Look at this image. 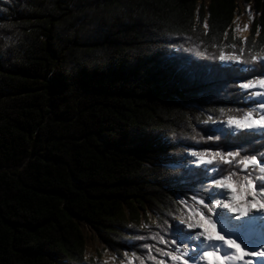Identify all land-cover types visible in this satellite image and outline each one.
<instances>
[{"label": "trees", "instance_id": "16d2710c", "mask_svg": "<svg viewBox=\"0 0 264 264\" xmlns=\"http://www.w3.org/2000/svg\"><path fill=\"white\" fill-rule=\"evenodd\" d=\"M252 1L257 16L240 44L244 61L264 50V0ZM195 5L5 4L11 40L0 44V264L79 263L78 218L116 236L137 222L141 203L168 209V193L142 182L149 169L140 160L172 145L164 136L189 117L183 104L213 106L214 117L221 107L247 108L236 80L258 72L217 61L224 44L237 42L229 31L236 0H209L202 30ZM196 30L203 58L179 49ZM255 138L241 132L230 144L250 140L258 153Z\"/></svg>", "mask_w": 264, "mask_h": 264}, {"label": "rangeland", "instance_id": "374dc122", "mask_svg": "<svg viewBox=\"0 0 264 264\" xmlns=\"http://www.w3.org/2000/svg\"><path fill=\"white\" fill-rule=\"evenodd\" d=\"M9 1L10 0H0V44L4 48L11 40V36H9L10 33L3 29L4 23H2V21H4L2 15L6 14L5 4ZM208 1L209 0H196L195 21L200 30L206 28V14L204 8L207 6ZM236 6L233 21L230 22L229 31L231 32L232 38L237 40V42H231L230 44L226 43L221 50L223 51L226 47L231 48L233 49V51H231L232 55L239 56L241 60L244 61L243 58L245 59V55L242 49L243 47L240 44H243L242 41L244 42L245 38L249 36L251 23L256 18L257 12L254 10L255 7L252 0H236ZM202 8L203 16L202 19H200L199 10ZM245 24L248 25L247 29L244 28ZM199 35V30H196L190 36L184 35L180 41L179 49L186 51L193 58L205 57L206 53L200 46V41L198 40ZM179 49L174 50L175 52H179ZM221 50L218 51L217 61L219 60ZM235 50H237V52H235ZM241 52H243V55ZM227 53L224 52V54ZM233 66L240 68L239 66L241 65ZM247 71L249 70L245 72ZM251 76H249V78H251ZM240 81L241 80L238 82ZM237 85L238 83H236V86ZM238 90L243 92H240L242 94L241 101L244 100V104L247 108H243V103L242 106H236L234 110L221 107L216 117H214L213 112H211L213 106L209 108L203 103H199L198 105L194 100L189 102V106L183 104L185 108L190 109L187 113L189 117L178 122L176 130L179 131L171 132L167 134V136H164V134L161 135L168 139L172 145L168 144L166 147H162L160 154L155 158L140 160V162L144 164L143 166L149 169V173L144 175L142 182H144V185H151L154 189L160 190L163 193H168V195H166L167 198L169 197V199H167V202H169L168 209L160 211L158 208L150 207L149 204L141 203L136 207L138 214L137 222H129L126 224L125 228L120 227L118 235L116 236H111L100 228L93 226L85 219L78 218V226L84 239V251L81 262L73 264H121V261L127 264L128 259H133L134 264H141V261H143V264H157L159 259H164L165 257H161L160 254L155 251L156 248H162L165 251H175L176 249V244L172 243L175 237L170 234L172 221L179 222L182 218H189L193 210L205 216L206 219L211 220L212 224L219 220L218 217L222 212L218 202L219 197L221 200H227L226 197H228V195L222 192L221 195H216L214 193L211 199L205 197L203 193L209 192L211 188L215 186H211L210 181L203 179V176L208 175L215 179H219L220 177L213 176L209 165L197 164L196 161L199 157L192 155V153H205L204 159L213 160L212 170L221 172L222 174H229L228 172H231L236 167L230 166L227 168L225 166L219 171L220 164H224V162L219 157L212 158L210 155L211 152L237 151V156L228 158V162L233 161L234 158L237 157L243 158L245 155L252 152L251 149L253 147L250 140L238 143V146H240L238 150L233 147L236 144L226 145V147H232L229 149L226 147H206L209 144H219V140L223 139L219 131H217V126L214 125L217 121L226 120L228 116L231 115H243L249 110H252L254 114H258L253 100H248V96H250L251 93H245L244 90L239 88ZM255 101L259 103L257 99H255ZM243 132H249L247 134H250L253 130H244ZM240 133L241 132H238L234 136H238ZM209 137H212V139H209ZM258 138H260V140H258ZM258 138L256 137L255 140L264 141V137L258 136ZM253 155H264V145L258 153L255 152ZM205 167L209 168L210 171L204 172L203 169ZM239 173L241 172L236 171L231 173L230 176L233 179H239L242 177V174ZM257 173L258 168L249 171V175L254 180H257L260 176L259 174L257 175ZM216 192L220 193L221 191L216 188ZM180 193H183V195H180ZM201 201H203V203H201ZM205 204L209 206L215 205V207L209 212ZM192 219L197 218L192 217ZM166 221L167 223H165ZM185 228L186 225L184 226V229ZM211 230L213 231V229ZM162 236L168 241L167 244L160 243L159 238ZM155 240H158V242ZM121 241H127L129 244L135 242V247H124ZM153 242L155 244H151ZM183 244L189 246L187 245V240H185ZM144 245H148V247L145 248ZM149 252L155 257V260L150 259Z\"/></svg>", "mask_w": 264, "mask_h": 264}, {"label": "snow or ice", "instance_id": "6c2138e0", "mask_svg": "<svg viewBox=\"0 0 264 264\" xmlns=\"http://www.w3.org/2000/svg\"><path fill=\"white\" fill-rule=\"evenodd\" d=\"M244 28L247 29L248 25L245 24ZM243 43V41H242ZM220 61H228L241 66L246 67L247 70L252 73H259L252 75L251 78L243 79L238 82V88L245 91V93H251L248 96V100H253V104L256 108L260 110L261 114H254L252 110L246 111L241 116H228L225 122L217 124V131H219L220 136L224 138L223 144H209L208 148H221L226 147L234 139V134L244 130H254L260 136H264V102L256 103L253 98H260L264 100V56L259 54L251 55L250 61H242L239 56L236 55H225L222 51L219 56ZM258 65V66H257ZM259 88L261 91H252L253 89ZM212 139V137H209ZM200 146V145H196ZM237 150L240 146H233ZM232 148V147H228ZM256 148H252L251 151H255ZM194 156H198L196 163L202 165H211L213 163L212 159H204L205 153H192ZM212 158L219 157L224 163H228V158L236 157L237 151L221 152L214 151L210 153ZM238 163L242 165V170L248 169L250 166L253 169H257L261 174L257 180H254L250 175H244L239 179H233L230 175H222L221 172L211 170L213 176H219V179H215L212 176L205 175L203 179L210 181L211 190L207 193H203L206 198L211 199L213 194L221 195L222 192L217 193L216 188L220 190H227L228 199L224 201L222 208L227 209L228 212L237 215V227H240L239 217H246L249 213L259 214L264 213V156L258 158L256 155H245L242 159L238 160ZM204 172L210 171L209 168L205 167ZM235 185V191L232 190V186ZM255 185V187H253ZM183 195V193H180ZM237 195H242L243 199L237 201L235 197ZM203 203V201H201ZM208 211L211 212L215 205L209 206L205 204ZM196 217L197 219H192ZM167 223V221L165 222ZM191 230L199 227V231L195 232L193 235L191 232H185L184 226ZM215 225L212 224L211 220L206 219L205 216L201 215L197 211H192L189 218L181 219L179 222L172 221L170 227V234L175 237L172 241L173 244H183L185 240L187 243L192 245L190 249H186L184 252L179 250L165 251L162 248H156L155 251L160 254L161 257H167L171 261V264H189L190 261H197L199 256L201 260L205 261L206 264H227V262H235V264H240L242 257L247 255L241 248V244L237 243V240L231 237L225 239L222 235H215L211 229H214ZM220 241L226 246L228 254L224 256H219L220 246L217 243ZM161 244H167L168 241L164 237H160ZM213 245L214 250H203L201 254V245L207 247L209 244ZM124 247H135V242L129 244L127 241H121ZM145 248L148 245H144ZM139 250V249H138ZM187 255V259L184 257ZM250 255L257 260V264L261 259H264V251L252 252ZM150 259L155 260V257L149 252ZM210 257H216V259H210ZM121 264H125L121 261ZM127 264H134L133 259H128ZM143 264V261H141ZM157 264H166V260L161 258L158 260Z\"/></svg>", "mask_w": 264, "mask_h": 264}, {"label": "bare ground", "instance_id": "6f19581e", "mask_svg": "<svg viewBox=\"0 0 264 264\" xmlns=\"http://www.w3.org/2000/svg\"><path fill=\"white\" fill-rule=\"evenodd\" d=\"M229 54H232V53L228 52L225 55L227 56ZM255 54H259L261 56H264V50L262 52H258ZM218 63H220L221 66H230V65L231 66H233V65L238 66L239 65V64L232 63V62H228V61H220V59L218 60ZM239 67H240L239 69H241V70H244V71L247 70L246 67H244V66H239ZM238 81L239 80H236V83H238ZM252 91H261V89L256 88V89H253ZM255 99H257L259 101V103L264 102V100H261L260 98H255ZM256 111L258 112V114H261L259 109H257ZM226 120L217 121L214 125L217 126L218 123L225 122ZM241 132H243V131H241ZM237 133H235V134H237ZM243 133H249V132H243ZM250 133H254L255 135H257L256 136L257 138H258V136H260L254 130H253V132H250ZM262 137H264V136H262ZM258 140H260V138H258ZM262 156H264V155H261V156L258 155L257 156L258 162L260 161V157H262ZM258 174L261 175L259 173V171H258L257 175ZM253 187H255V186L253 185ZM232 190L235 191V185L232 186ZM220 191L225 193L226 195H228L227 190H220ZM226 198L228 199V197H226ZM243 198H245V197H243L242 195H237L235 197V199L237 201H239L240 199H243ZM224 201H225V199L221 200L219 197L218 202H219L221 207H222ZM221 207H220V209H222V212L218 217L219 220L215 221L213 223L215 225V227L213 229V231H214L213 233L215 235H222L225 237V239L231 237L232 239L237 240V243L241 244L242 250L247 255L242 257L240 264H257L256 258L252 257L250 255V253L264 251V213H259V214L249 213L248 216H246V217H239L238 219H239L241 226L237 227V215L234 213H230V212H228L227 209H223ZM199 230H200L199 227H197L195 229H191V230H189L187 228L184 229L185 232H191L193 235H195V232L199 231ZM234 231L240 232L241 234H243L246 237H250L251 240L247 244L246 243L247 241L244 240V238H246V237H244V236L239 237L238 235L234 234ZM217 243L220 246L219 256L227 255L228 250H227L226 246H224L223 243L220 241H217ZM187 245H189V246H185V244H176L175 251L179 250L181 252H184L186 249H190L192 247V245H190V244H187ZM203 250H214L213 245L210 243L206 247L202 244L201 245V254H202ZM165 258L164 259L166 260V264H171V261L168 260L167 257H165ZM184 258L187 259V255ZM210 259H216V257H210ZM197 261H199V264H206V262L201 260L199 256L197 257ZM189 264H197V262L196 261H190ZM222 264H224V262H222ZM227 264H235V262H227ZM259 264H264V259H261L259 261Z\"/></svg>", "mask_w": 264, "mask_h": 264}, {"label": "built area", "instance_id": "2783aa9c", "mask_svg": "<svg viewBox=\"0 0 264 264\" xmlns=\"http://www.w3.org/2000/svg\"><path fill=\"white\" fill-rule=\"evenodd\" d=\"M253 142L254 143H256V144H258V147L259 146H261V145H264V141H257V140H253ZM236 146V145H235ZM257 147V148H258ZM226 148H228V146L226 147ZM229 149V148H228ZM203 152V151H202ZM253 154H255V151H252L250 154H247V155H253ZM239 159H242V157H237V158H234V160L233 161H229L228 163H224V164H220V168H219V171L221 170V168H223V167H230V166H233V167H236L235 169H233L231 172H228L229 174H222V175H231V173H233V172H236V171H240L241 173H239V174H242V176H244V175H249V171H251L253 168L250 166L248 169H246V170H242V165H240L239 163H238V160ZM210 166V169L212 170V168H213V164H211V165H209ZM212 172V171H211ZM213 173V172H212ZM234 234H236V235H238L239 237H242V236H244L243 234H241L240 232H237V231H234ZM244 237H246V236H244ZM160 239V238H159ZM244 240L245 241H247L246 243L248 244V242L251 240V238L250 237H246V238H244ZM156 242H158V240H155ZM151 244H155L154 242L153 243H151Z\"/></svg>", "mask_w": 264, "mask_h": 264}]
</instances>
